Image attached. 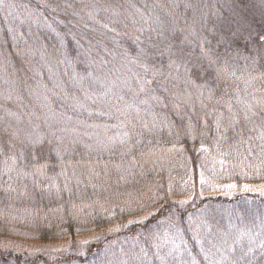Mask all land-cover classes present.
<instances>
[{
    "label": "trees",
    "instance_id": "trees-1",
    "mask_svg": "<svg viewBox=\"0 0 264 264\" xmlns=\"http://www.w3.org/2000/svg\"><path fill=\"white\" fill-rule=\"evenodd\" d=\"M0 264H264V0H0Z\"/></svg>",
    "mask_w": 264,
    "mask_h": 264
},
{
    "label": "rangeland",
    "instance_id": "rangeland-1",
    "mask_svg": "<svg viewBox=\"0 0 264 264\" xmlns=\"http://www.w3.org/2000/svg\"><path fill=\"white\" fill-rule=\"evenodd\" d=\"M13 174V173H12Z\"/></svg>",
    "mask_w": 264,
    "mask_h": 264
}]
</instances>
